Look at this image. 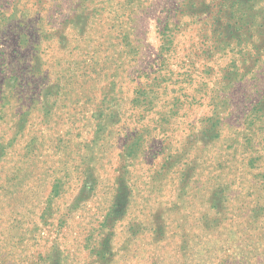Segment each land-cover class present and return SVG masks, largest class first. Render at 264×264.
Listing matches in <instances>:
<instances>
[{
  "label": "rangeland",
  "instance_id": "rangeland-1",
  "mask_svg": "<svg viewBox=\"0 0 264 264\" xmlns=\"http://www.w3.org/2000/svg\"><path fill=\"white\" fill-rule=\"evenodd\" d=\"M0 264H264V0H0Z\"/></svg>",
  "mask_w": 264,
  "mask_h": 264
}]
</instances>
